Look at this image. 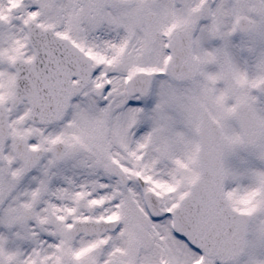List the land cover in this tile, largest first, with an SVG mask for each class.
<instances>
[{
  "label": "snow or ice",
  "instance_id": "6c2138e0",
  "mask_svg": "<svg viewBox=\"0 0 264 264\" xmlns=\"http://www.w3.org/2000/svg\"><path fill=\"white\" fill-rule=\"evenodd\" d=\"M0 264H264V0H0Z\"/></svg>",
  "mask_w": 264,
  "mask_h": 264
}]
</instances>
